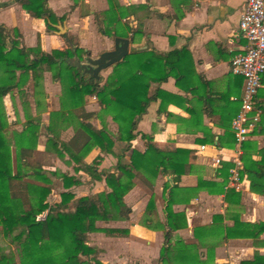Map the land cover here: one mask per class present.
<instances>
[{
  "label": "crops",
  "instance_id": "obj_1",
  "mask_svg": "<svg viewBox=\"0 0 264 264\" xmlns=\"http://www.w3.org/2000/svg\"><path fill=\"white\" fill-rule=\"evenodd\" d=\"M243 6L244 0H47L48 9L58 19L55 31H50L43 19L29 16L15 0H0V27L7 31L8 39L19 41L20 48L39 47L47 54L54 50L64 51L66 41L70 40L79 49L89 52L88 58L96 59L101 53L113 49L114 38L129 41L128 53L146 51L164 55L179 51L176 67H167L169 74L164 80L150 83L149 101L144 112L134 121L132 139L115 142L113 152L122 155L125 161L129 160L133 150L144 152L142 134L150 135L153 144L164 152H174L177 148L191 150L195 159L193 172L181 176L178 186L195 188L198 178L220 181L217 170L224 163L232 168L237 159L240 161L238 173L242 168L243 149L238 154L232 139L225 138V135L229 132L233 136L231 124L240 109L243 92V78L230 71L231 58L246 46L238 32ZM14 30L19 34L17 39L13 37ZM114 32L127 36H114ZM112 68L100 72L101 82L105 81ZM158 91L177 98L165 101L158 111ZM62 98L61 83L53 78L51 72H43L36 81L30 75L23 87L13 90L2 100L7 123L13 122V127H19L16 130L21 132L28 119L34 120L39 127L38 138L42 130L47 132L46 151V141L52 136L48 129L49 113L54 111L58 113V122L65 132H71L69 142L74 135L76 121L62 117ZM51 99L55 108H47L49 112H44ZM257 104L261 110L259 123L245 141L255 143L252 149L247 150L249 154L253 153L255 146L258 150L264 149V74ZM83 109L86 113L98 114V118L90 121L95 129L106 128L109 133L113 132L110 134L116 133L117 125L110 115L101 112L95 97L84 96ZM201 140L206 142L199 143ZM201 146H204L203 150ZM118 148L122 149L118 151ZM49 151L54 153L51 149ZM91 151L94 152L93 159L101 157L99 171L114 169L115 156L102 154L98 148ZM86 157L85 162L90 164ZM216 158L221 159L218 166L214 164ZM252 159L258 160L259 157L252 154ZM239 177L236 185L230 183L228 171L223 187L225 191L233 190L240 195L237 203L235 198L226 202L224 194H210L206 190L199 191L188 204L181 203L184 197L176 196L172 209L175 213L185 214L187 227L173 232L171 242L180 239L185 245H196L194 228L210 226L214 215L224 216V224L228 227L233 226L235 219L246 223L263 221L264 195L251 191L246 175L241 177L239 174ZM169 178L158 176L152 188L135 180L134 187L124 197L131 210L129 218L103 223L99 227L127 230V235L90 234H97L100 242L95 247L98 261L102 264H152L153 261L160 264L164 230L147 228L141 220L154 194L155 211L150 216L151 224L164 223L163 185ZM98 183L102 185L95 192L106 189L104 182ZM112 223L121 224L107 225ZM260 239L264 241V233ZM206 252V248L199 249L201 259H206ZM256 253L264 256V246L255 245L250 239H230L215 247L210 264H240L241 261L252 260Z\"/></svg>",
  "mask_w": 264,
  "mask_h": 264
},
{
  "label": "trees",
  "instance_id": "obj_2",
  "mask_svg": "<svg viewBox=\"0 0 264 264\" xmlns=\"http://www.w3.org/2000/svg\"><path fill=\"white\" fill-rule=\"evenodd\" d=\"M15 2L29 16L43 19L48 30L55 31L54 25L58 19L48 9L47 0ZM113 35L127 36L119 32ZM8 36L7 31L0 27V231L4 237L11 238V243L17 247L18 262L0 250V264H100L94 258L98 250L89 245L88 235H127V230L99 228L96 223L127 220L131 210L124 197L134 187L135 180L152 188L158 176H171L163 185L164 223L151 224L150 216L155 211L151 197L141 224L150 229L164 230L165 241L159 252L160 264H210L215 247L230 239H250L255 245L264 246V241L260 239L264 233V220L246 223L235 219L233 226L228 227L222 215H214L210 226L194 228L193 235L198 241L196 245H185L180 239L171 242L173 232L187 227L185 214L175 213L172 209L176 196L184 197L181 203L188 204L199 191L206 190L210 194H224L226 202L232 201V198L239 202L238 193L223 190L230 164L224 163L217 170L220 181L198 178L195 188H179L181 176L193 172L195 159L191 150L177 148L174 152H164L153 144L150 135L142 134L144 152L133 150L128 161L113 152L115 142H129L132 139L134 121L144 112L149 101L150 83L164 80L169 74L167 67H176L179 51L164 55L146 51L130 52L113 66L112 72L101 82V78L96 81L73 64L75 59L83 62L85 57H89V52L79 49L70 40L66 41L64 51L54 50L47 54L39 47L20 48L19 41L8 39ZM13 37H19L15 30ZM129 39L133 41L132 37ZM45 71L51 72L53 78L61 83L62 117L76 121L74 135L68 143H60L50 136L46 141V150L51 149L66 164L73 165L75 173H84L93 182H104L106 189L102 191L76 197L70 189L81 183L79 177L53 172L51 175L59 178L64 191L59 194V201L48 203L52 183L45 173L40 169L32 171L42 185L24 181L30 166L28 160L38 139L39 127L32 119L26 121L21 132L14 134L16 167L13 169L10 143L4 135L8 123L2 100L13 90L23 87L30 75L36 81ZM84 96L95 97L101 112L111 116L117 125L115 134H110L106 128L95 129L90 124L92 119L99 116L84 111ZM156 98L160 100V111L165 101L177 97L158 91ZM229 137L233 143V136L227 132L225 138ZM252 145L254 147L255 143L242 144L244 153L239 174L241 177L247 176L252 192L264 195V149L258 150L255 146L253 153L249 154L247 150L252 149ZM93 148H98L102 154L115 156L116 164L112 171L98 170L100 156L90 164L85 162V157ZM252 154L259 159L253 160ZM202 248L207 250L205 260L198 253ZM240 264H264V256L256 253L252 260L241 261Z\"/></svg>",
  "mask_w": 264,
  "mask_h": 264
},
{
  "label": "built area",
  "instance_id": "obj_3",
  "mask_svg": "<svg viewBox=\"0 0 264 264\" xmlns=\"http://www.w3.org/2000/svg\"><path fill=\"white\" fill-rule=\"evenodd\" d=\"M238 32L246 41L241 53L230 60V71L243 78V92L240 109L232 121L231 129L237 153L241 154L242 144L258 125L261 110L257 106V95L262 87L264 74V0H244V6L238 23ZM201 150L204 146L200 147ZM215 165L221 159H214ZM240 161L235 160L229 171V181L237 184Z\"/></svg>",
  "mask_w": 264,
  "mask_h": 264
},
{
  "label": "rangeland",
  "instance_id": "obj_4",
  "mask_svg": "<svg viewBox=\"0 0 264 264\" xmlns=\"http://www.w3.org/2000/svg\"><path fill=\"white\" fill-rule=\"evenodd\" d=\"M55 108V104L53 100L51 99L50 102H47V106L45 107L44 112H49V109ZM49 124L48 129L50 134L55 137L58 142L60 143H68V138L70 137L71 132H65V130L61 127L59 124V115L57 112H50L49 113ZM40 118H38V121ZM10 125L8 124L7 129L4 131V135L8 142L10 143V149H11V158H12V165L13 169L15 170L16 167V156H15V144H14V134L17 132L16 129H19V127L14 128L13 122ZM113 131V130H112ZM113 133V132H110ZM47 132L41 131L40 137L37 139L36 142V148L32 154V157L28 160L29 161V169L27 170V175L24 178V181L30 182L34 185H42L43 183L36 179L35 176L32 174L33 169H40L43 173H45L46 176L50 179L52 183V191L50 195L47 198L48 203H53L54 201H59V194L64 191L62 187V183L56 176L51 175V173H67L69 176H75L79 177L81 183L78 186H74L70 189V191L76 196H84L91 194L95 192L96 190H99L101 188V183L90 181L87 176L84 173H75L73 170V165H68L65 163V160L60 159L55 153H49L51 151L46 150L44 151V145H45V139ZM123 148V147H122ZM122 148H118V151H120ZM94 152L91 151L89 155L86 157V161L92 162L94 159ZM97 157V156H96ZM65 159L66 156H65ZM87 163V162H86ZM99 167V166H98ZM97 167V168H98ZM99 169V168H98ZM110 170V169H109ZM154 197V194L151 196ZM118 222V221H114ZM121 223H112L107 224L108 226L112 225H120ZM97 227L103 226V222H97ZM92 234V233H91ZM88 242L92 245V247H97V245L100 243L97 239L96 235H88ZM0 250L1 252L8 256L13 257L15 262L17 261V254L18 249L17 247L11 243V238L4 237L0 231ZM94 258L97 260L98 254H95ZM85 259V258H83ZM98 261V260H97ZM100 262V261H99ZM100 264H102L100 262ZM152 264H155L153 261Z\"/></svg>",
  "mask_w": 264,
  "mask_h": 264
},
{
  "label": "water",
  "instance_id": "obj_5",
  "mask_svg": "<svg viewBox=\"0 0 264 264\" xmlns=\"http://www.w3.org/2000/svg\"><path fill=\"white\" fill-rule=\"evenodd\" d=\"M59 30L63 29L58 27ZM129 41L123 38L113 39V49L101 53L96 59L87 58L85 63H80L76 59L73 64L79 71L90 77H93L96 81L100 79V72L113 67L116 63L122 61L128 54Z\"/></svg>",
  "mask_w": 264,
  "mask_h": 264
}]
</instances>
